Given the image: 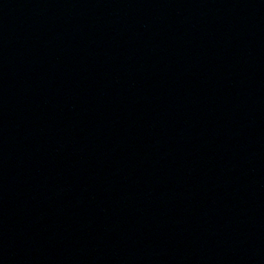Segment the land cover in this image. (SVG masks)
<instances>
[{
  "label": "water",
  "instance_id": "water-1",
  "mask_svg": "<svg viewBox=\"0 0 264 264\" xmlns=\"http://www.w3.org/2000/svg\"><path fill=\"white\" fill-rule=\"evenodd\" d=\"M0 264H264V0H0Z\"/></svg>",
  "mask_w": 264,
  "mask_h": 264
}]
</instances>
